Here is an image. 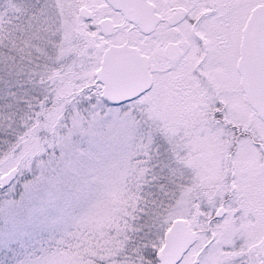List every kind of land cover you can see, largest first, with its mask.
Instances as JSON below:
<instances>
[{
    "label": "snow or ice",
    "instance_id": "obj_1",
    "mask_svg": "<svg viewBox=\"0 0 264 264\" xmlns=\"http://www.w3.org/2000/svg\"><path fill=\"white\" fill-rule=\"evenodd\" d=\"M66 180L20 264H264V0H0V190Z\"/></svg>",
    "mask_w": 264,
    "mask_h": 264
},
{
    "label": "rangeland",
    "instance_id": "obj_2",
    "mask_svg": "<svg viewBox=\"0 0 264 264\" xmlns=\"http://www.w3.org/2000/svg\"><path fill=\"white\" fill-rule=\"evenodd\" d=\"M87 147V142H85ZM108 151L117 152L115 146ZM39 175L38 170L28 174L32 180ZM55 192V198H49V192ZM86 207L84 200L76 198L75 186L70 181L59 183L55 189L40 184L31 193L23 187L13 186L0 190V240L7 234L12 239L0 242V264H20L24 259L39 255L50 247L65 222L78 216Z\"/></svg>",
    "mask_w": 264,
    "mask_h": 264
}]
</instances>
